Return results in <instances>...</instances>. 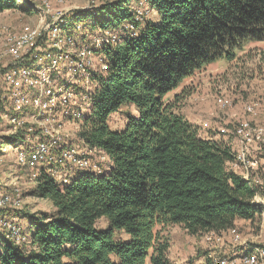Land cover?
<instances>
[{
	"label": "trees",
	"instance_id": "obj_1",
	"mask_svg": "<svg viewBox=\"0 0 264 264\" xmlns=\"http://www.w3.org/2000/svg\"><path fill=\"white\" fill-rule=\"evenodd\" d=\"M130 1L101 5L94 23L121 25L132 17ZM148 1L158 19L106 50L109 69L80 131L108 158L103 172L67 185L41 173L33 192L54 210L30 218L29 251L0 232V264H175L158 227L180 224L201 235L238 219L258 223V191L229 169L231 146L203 138L170 94L217 59L264 41V0ZM16 2L0 0V13ZM125 105L136 113L111 127Z\"/></svg>",
	"mask_w": 264,
	"mask_h": 264
},
{
	"label": "built area",
	"instance_id": "obj_2",
	"mask_svg": "<svg viewBox=\"0 0 264 264\" xmlns=\"http://www.w3.org/2000/svg\"><path fill=\"white\" fill-rule=\"evenodd\" d=\"M47 7L46 2L45 6L34 5L31 10L40 14ZM129 9L132 17L116 27L95 24V18L76 22L79 12L68 14L58 10L50 21L36 26L0 29V116L10 128L23 130L15 139L17 157L35 170L34 180L45 172L56 184L67 185L79 174L103 172L102 165L94 160L108 158H94L93 153L102 151L87 145L80 131L109 69L106 50L139 35L141 25L156 14L148 0H131ZM218 103L227 107L232 101L219 96ZM259 104L254 101L245 105L251 116L239 122L233 131V142L226 143L234 153L229 169L258 191L254 203L259 209L257 224L262 231L264 118H252L258 114ZM86 107H90L88 115ZM199 127L204 129L200 134L210 138L211 124L205 121ZM10 200L9 195L0 191V232L13 243L28 246L32 238L26 224L20 217L8 216L3 211ZM14 204L19 207L20 200ZM204 236L208 253L204 264L208 259L212 264H264V232L256 236L261 238L259 242L245 238L237 225L221 232H206Z\"/></svg>",
	"mask_w": 264,
	"mask_h": 264
},
{
	"label": "rangeland",
	"instance_id": "obj_3",
	"mask_svg": "<svg viewBox=\"0 0 264 264\" xmlns=\"http://www.w3.org/2000/svg\"><path fill=\"white\" fill-rule=\"evenodd\" d=\"M118 1L17 0L19 8L8 9L0 13V29L7 26L12 30H18L24 24L36 26L42 24V21H50L58 10H65L68 14L79 12L76 18L80 19L76 22L88 21L95 15L99 19L101 14H99L100 11L97 12V9L101 5ZM46 2L48 3L46 12L38 14L31 10L34 5L45 6ZM84 9L88 10L83 12ZM153 16L150 15V19L156 20L158 13L156 12ZM176 94L180 97L178 106L183 114L191 118L200 116L199 125L208 121L211 124V130L220 131V138L223 137L232 143L236 126L242 119L251 116L245 110L246 104L259 101L261 105L259 104L258 114L252 118L258 121L264 118V41L246 44L236 51V57L231 61L222 57L196 71L170 95L173 98ZM219 96L229 98L232 104L221 107L218 103ZM128 110L133 114L136 113L133 106H123L121 111L112 116L111 127L123 128L127 122L126 111ZM85 112L88 115L90 107H86ZM223 130L227 132L224 133ZM21 131L23 130L10 128L8 122L0 116V191L11 198V202L3 211L8 216L20 217V220L26 224L28 234H31L30 218L38 217L42 213L50 214L54 207L48 199L34 194L33 188L36 181L33 179V171L35 170L30 169L17 157L15 139H19ZM93 156L96 158L104 155L93 153ZM94 163L101 164L100 166L105 168L107 159H97ZM17 200H20L19 207H14ZM237 227L245 238L258 242L261 238L256 236L264 232V230L261 231L259 224H253L251 221L238 222ZM158 229L163 237L170 240L171 247L168 255L172 261H178L179 264H201L198 257L208 254L204 234L191 235L180 224H171L158 227ZM30 248L33 246L28 244L27 251ZM146 264H151L150 258L147 259Z\"/></svg>",
	"mask_w": 264,
	"mask_h": 264
},
{
	"label": "crops",
	"instance_id": "obj_4",
	"mask_svg": "<svg viewBox=\"0 0 264 264\" xmlns=\"http://www.w3.org/2000/svg\"><path fill=\"white\" fill-rule=\"evenodd\" d=\"M159 16V15H158ZM157 16V17H158ZM157 17H156V20H157ZM184 115L187 117V119L191 122V123H193V124H195V125H197V126H199V123H198V118H200V116H197V117H194V118H191L190 116H188L187 114H185L184 113ZM200 131H202L201 129H200ZM209 132V139H213V140H216V141H223V142H227L223 137L222 138H220V135L221 134H219L220 132H215V131H213V130H209L208 131ZM214 133H216V134H214ZM201 136H202V134H201ZM203 138H206L205 136H202ZM248 220H246V219H238L237 221H236V224L235 225H237L238 224V222H247ZM248 222H250V221H248ZM225 251H227V250H225ZM199 258V260H200V262H201V264H204V261H205V258H206V254L203 256V254L200 256V257H198ZM175 264H179V262L178 261H173Z\"/></svg>",
	"mask_w": 264,
	"mask_h": 264
},
{
	"label": "water",
	"instance_id": "obj_5",
	"mask_svg": "<svg viewBox=\"0 0 264 264\" xmlns=\"http://www.w3.org/2000/svg\"><path fill=\"white\" fill-rule=\"evenodd\" d=\"M86 10H88V9H84V11H86Z\"/></svg>",
	"mask_w": 264,
	"mask_h": 264
}]
</instances>
